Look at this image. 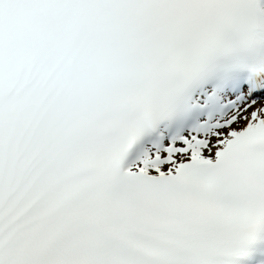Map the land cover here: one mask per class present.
Segmentation results:
<instances>
[{"label":"snow or ice","instance_id":"obj_1","mask_svg":"<svg viewBox=\"0 0 264 264\" xmlns=\"http://www.w3.org/2000/svg\"><path fill=\"white\" fill-rule=\"evenodd\" d=\"M0 264H264V0H0Z\"/></svg>","mask_w":264,"mask_h":264}]
</instances>
